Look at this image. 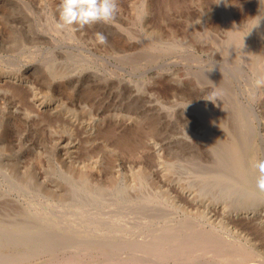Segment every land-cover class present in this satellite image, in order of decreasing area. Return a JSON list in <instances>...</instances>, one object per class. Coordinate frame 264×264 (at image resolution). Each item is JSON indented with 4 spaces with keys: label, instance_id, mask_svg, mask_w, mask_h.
<instances>
[{
    "label": "rangeland",
    "instance_id": "obj_1",
    "mask_svg": "<svg viewBox=\"0 0 264 264\" xmlns=\"http://www.w3.org/2000/svg\"><path fill=\"white\" fill-rule=\"evenodd\" d=\"M59 2L0 0V264H61L63 255L91 264H264V192L254 167L264 158V0H117L113 21L76 32L55 28ZM215 87L229 90L238 114ZM236 152L244 167L233 166ZM203 171L229 181L213 185ZM79 174L84 188L103 189L72 197ZM119 196L144 221L155 217V229L174 220L214 229L225 256L198 249L174 259L165 245L160 258L144 244L155 232H130L127 215L106 220L88 204ZM71 206L95 218L87 230ZM116 225L123 230L113 242L142 245L114 250ZM80 236L97 242L81 246Z\"/></svg>",
    "mask_w": 264,
    "mask_h": 264
},
{
    "label": "bare ground",
    "instance_id": "obj_2",
    "mask_svg": "<svg viewBox=\"0 0 264 264\" xmlns=\"http://www.w3.org/2000/svg\"><path fill=\"white\" fill-rule=\"evenodd\" d=\"M253 2V1H252ZM253 4V3H252ZM251 5V4H250ZM248 6V5H247ZM196 8V7H195ZM215 8H216V6H215ZM239 8V7H238ZM258 8V7H257ZM235 9V11H236V8H234ZM246 9H248V8H246ZM240 10V9H239ZM240 12H242V11H240ZM215 13V12H214ZM244 13H246V12H244ZM207 14V13H206ZM213 14V13H212ZM208 15V14H207ZM231 15V14H230ZM240 15V14H239ZM209 17V16H208ZM240 17V16H239ZM260 17V16H259ZM251 18V17H250ZM258 18V17H257ZM257 20V19H256ZM255 20V21H256ZM234 26V25H233ZM227 27H229V26H227ZM233 28V27H232ZM231 28V29H232ZM236 28V27H235ZM237 29V28H236ZM229 31V30H228ZM232 31V30H231ZM236 32V31H235ZM230 34V33H229ZM150 35V34H149ZM148 35V36H149ZM234 35V34H233ZM151 36V35H150ZM239 37V36H238ZM238 37H237V39H238ZM233 40H234V38H232ZM258 39V38H257ZM256 39V40H257ZM259 40V39H258ZM228 41V40H227ZM223 42V41H222ZM237 42V41H236ZM239 43H240V39H239V41H238ZM239 43L237 44V45H239ZM224 44V43H223ZM234 42H233V46H234ZM235 44V45H236ZM222 45V44H221ZM241 45V44H240ZM239 45V46H240ZM228 46V45H227ZM252 46H254V45H252ZM224 47V46H223ZM226 47V46H225ZM229 47V46H228ZM235 47H237V46H235ZM245 48V47H244ZM236 49V48H235ZM234 49V50H235ZM252 49H254V48H252ZM240 50V49H239ZM228 51H229V49H228ZM231 51V50H230ZM241 51V50H240ZM237 52H239V51H237ZM226 53V52H225ZM235 53H236V51H235ZM245 53V52H244ZM229 54H230V52H229ZM233 54V53H232ZM263 54V53H262ZM227 55H228V53H227ZM242 55V54H241ZM239 58V57H238ZM255 58V57H254ZM243 59H244V57H243ZM248 60V59H247ZM249 60H250V57H249ZM239 62V61H238ZM250 62V61H249ZM250 64V63H249ZM257 64V63H256ZM255 64V65H256ZM259 65V64H258ZM257 67V66H256ZM259 68V67H258ZM260 69V68H259ZM260 75H261V73H260ZM264 75V74H263ZM257 77V76H256ZM258 79H259V76H258ZM219 86V85H218ZM219 89L217 90V87H215V93H216V95H218V97H217V100L218 101H225V102H228V104H229V107H228V109H230V110H234L235 112L237 111L236 109H240L241 110V108H238V107H236L235 105H237L236 104V102L234 101V97L233 96H230V92H229V90L228 89H226L225 87H218ZM263 92V91H262ZM239 105V104H238ZM240 106V105H239ZM243 110V109H242ZM232 113V112H231ZM234 113V112H233ZM236 114H238L237 112H236ZM140 119V118H139ZM230 128V127H229ZM230 130V129H229ZM231 135V134H230ZM250 135H252V133L250 134ZM231 137H232V135H231ZM247 138V137H246ZM251 138H253V135H252V137ZM248 139V138H247ZM250 140V139H249ZM226 141H227V138H226ZM229 141V140H228ZM253 142V141H252ZM254 143V142H253ZM225 145V144H224ZM223 145V146H224ZM228 146V145H227ZM221 148H222V146H221ZM221 150H223V149H221ZM227 152V151H226ZM231 159V158H230ZM234 159H236V160H233V162L235 161V164L233 165V166H235V167H237V165H241V166H243V164H246L245 162L247 161H245V162H243L244 160H241V157L239 156V154L236 152V155H234ZM251 156H249V161H248V163H251ZM191 160V159H190ZM229 161V160H228ZM228 161H227V163H228ZM248 165V164H247ZM179 166V165H178ZM177 166V167H178ZM180 167V166H179ZM244 167V166H243ZM247 168V167H246ZM248 168H249V166H248ZM197 169V168H196ZM239 170H237V172H238V175H240V176H242V184H243V181H244V179H245V174H246V171H245V168L244 169H240V168H238ZM190 170V169H189ZM219 170V169H218ZM170 171V170H169ZM243 171H244V173H243ZM171 172V171H170ZM173 172H174V170H173ZM200 172H202V171H199V173ZM225 172V171H224ZM178 173V172H177ZM196 173V172H195ZM203 173H210V174H212V172H207V171H203ZM175 174V173H174ZM179 174V173H178ZM80 176H78V179H77V181H79V182H76V186L78 187V188H80V189H73L74 191L72 192V197H74V198H76V197H79V199H81V197H84L85 195H89V194H91V193H93V194H95V195H97V193H98V191L100 192L101 191V189H103L102 187H101V185H99V184H96V186H94L93 187V189H87V188H84V185L83 184H81L82 183V181H83V179H85V176L83 175V174H79ZM213 175V176H212ZM211 175V178H212V180H214V184L213 185H217L218 183H222V182H225V181H229V177L230 176H228V174H226V172L225 173H222V172H219V173H216V171H215V173L213 172V174ZM84 176V177H83ZM195 176V175H194ZM93 177V176H92ZM177 177H179V176H177ZM195 177H197V176H195ZM238 177V176H237ZM205 178V177H204ZM92 179V178H91ZM235 179V178H234ZM239 179H240V177H239ZM97 180V179H96ZM96 180L93 178L92 179V182H96ZM197 180V179H196ZM203 181V180H202ZM84 183V182H83ZM136 183V182H135ZM234 183V182H233ZM232 183V181H231V184H233ZM239 183H237V182H235V184H233V185H231V187H233L234 185H238ZM137 185V184H136ZM224 185V184H223ZM226 186H227V184H225ZM225 185H224V187L223 188H225ZM115 186V185H114ZM142 186V185H141ZM219 186V185H218ZM132 187V186H131ZM130 187V188H131ZM227 187H229V185L227 186ZM132 188H134V187H132ZM214 188V187H213ZM219 188V187H218ZM124 189V188H123ZM183 189H185V187H183ZM194 189V188H193ZM195 189H196V187H195ZM194 189V190H195ZM202 189H204V188H202ZM118 190H120V189H118ZM122 190V189H121ZM119 191V193L120 192H122V191ZM135 190V189H134ZM212 190V189H211ZM123 191H125V189L123 190ZM137 191V190H136ZM225 191V190H224ZM252 192L251 191V187L246 191V192ZM117 192V191H116ZM132 192H133V190H132ZM142 192V191H141ZM203 192V191H202ZM207 192V191H206ZM211 192V191H210ZM232 192V191H231ZM231 192H230V194H231ZM243 192V191H242ZM50 194V193H49ZM117 194V193H116ZM206 194V193H205ZM223 194H225V192H223ZM227 195H228V193H227ZM65 196V195H64ZM121 196V195H120ZM120 196L119 197H116V199L114 200V203L113 204H108L107 206H105V205H100L99 204V202L97 201V199L96 198H93V197H91V199L90 200H92V199H95L94 200V202H92V201H90L88 204L91 206H93L94 207V209H99V216H102L103 218H107L108 216H110L111 215V217L110 218H112V217H117V216H122V214L124 215H127L128 217H127V219L125 220H123V221H125L127 224H128V227H129V231L130 232H132L133 230H141V229H149V231L150 232H153V234H154V232H155V235H153L154 237H152L151 235H150V237H152V238H150L149 237V234H148V236L147 237H149L150 239L149 240H146L145 242H144V244H145V246L147 247V248H149V249H152V250H157L158 252H156L159 256H160V258L161 257H163L164 255H166V253H165V250H164V247H165V245H167L168 247H169V249L171 250L170 252V254L172 255V258H174V259H181V260H183V258H185V257H187V255H188V253H193L194 251H197L198 249H211L213 252H214V254L215 253H218L219 255H220V257H223V256H225L224 255V253H223V251H221L222 250V248L224 249L225 247H222L223 246V244L221 243V242H219L218 241V238H217V233H216V231L214 230V229H212V228H209V229H206V225H203V224H197V226H198V228L197 229H195V227H194V229H195V231L196 232H194V230L191 228V226L189 227V226H183L184 224H182L181 222H179L180 220H174V222H172L171 224L169 223L168 225H166V226H162V227H160V228H157V229H155L154 227H152L151 226V223L154 221V218H153V221H152V219L151 220H147V221H144L143 219H145L147 216H146V214H145V212H143L144 214H145V218L144 217H142V216H140L139 215V213H137L138 211H137V208H132V207H130V208H128V205H126L127 203H125V202H127L126 200H123V199H121L120 198ZM128 196V195H127ZM166 196V195H165ZM206 196V195H205ZM204 196V197H205ZM209 196V195H208ZM207 196V197H208ZM212 196H213V194H212ZM225 196V195H224ZM62 197V196H61ZM109 197V196H108ZM167 197H168V195H167ZM204 197H202L203 199H204ZM215 197V196H214ZM85 198V197H84ZM97 198H98V196H97ZM132 198V197H131ZM152 198V197H151ZM165 198V197H164ZM209 198V197H208ZM57 199V198H56ZM61 199V198H60ZM107 199V198H106ZM109 199V198H108ZM129 199V198H128ZM133 199H134V197H133ZM147 199V198H146ZM218 199H220V198H218ZM222 199H223V197H222ZM225 199V198H224ZM221 200V199H220ZM63 201H65V200H63ZM131 201V200H130ZM168 201V200H167ZM222 201V200H221ZM107 202V201H106ZM108 202H111V200L110 201H108ZM135 202V201H134ZM169 202V201H168ZM222 202H224V201H222ZM226 202V201H225ZM72 203V202H71ZM71 203H69V204H71ZM133 203V202H132ZM158 203V202H157ZM172 203V202H171ZM175 203V202H174ZM205 203H206V201H205ZM69 204L67 203V205H66V207H68L69 206ZM143 204V203H142ZM152 204V203H151ZM168 205H170L169 203H167ZM172 205V204H171ZM175 205V204H174ZM114 206V210H112V207ZM145 206V205H144ZM178 206V205H177ZM71 207H73V208H76V209H73L75 212H77V214H71V212H66V213H64V214H71V215H77L78 217H77V219H79V218H81V219H83V221H79V222H82V223H84L83 224V226H84V228H86V230L88 229V225L87 224H89V223H91V220H93V219H95V218H93L92 216H91V214H89V212L88 211H85L84 209L82 210V208H81V206H71ZM70 207V208H71ZM146 207H147V205H146ZM166 207V206H165ZM168 207V206H167ZM178 207H180V206H178ZM56 208V207H55ZM62 208V209H61ZM61 208H59V209H61V210H64V208H65V206L63 205ZM147 208H149V207H147ZM177 208V207H176ZM222 208H226V207H222ZM15 209V208H14ZM23 209V208H22ZM68 210H70L69 209V207L67 208ZM165 210H167L166 208H164ZM164 209H161V210H164ZM178 209V208H177ZM11 210H13V209H11ZM10 210V211H11ZM39 210V209H38ZM185 210V209H184ZM183 210V211H184ZM29 211V210H28ZM55 211V210H54ZM60 211V210H59ZM137 211V212H136ZM144 211V210H143ZM13 212V211H12ZM11 212V213H12ZM38 212V211H37ZM62 212V211H61ZM73 212V211H72ZM147 212V211H146ZM17 213V212H16ZM50 213H52V212H50V211H47L46 212V214H50ZM141 214H142V212H140ZM149 213H150V211H149ZM158 213V212H157ZM169 213V212H168ZM156 214V213H155ZM58 215V214H57ZM124 215V216H125ZM150 215V214H149ZM160 215H163L162 213L160 214ZM229 215V214H228ZM3 216H5V215H3ZM9 216L11 217L12 215H10L9 214ZM166 216V215H165ZM204 217H205V215H203ZM76 217V216H75ZM131 217V218H130ZM198 217V216H197ZM63 218V217H62ZM109 218V219H110ZM160 218V217H159ZM161 218H162V216H161ZM182 218H184V217H182ZM195 218V217H194ZM61 219V218H60ZM121 219V218H120ZM132 219H134V220H143L144 221V223L141 225L140 223H137L136 221H132ZM48 220H50V219H48ZM90 220V221H89ZM97 220H99V219H96V221H94V223L96 222L97 223ZM107 220V219H106ZM111 220V219H110ZM130 220H131V222H130ZM163 220V219H162ZM222 220V219H221ZM224 220V219H223ZM222 220V221H223ZM226 220V219H225ZM50 221H52V220H50ZM61 221V220H60ZM117 221V220H116ZM142 221V222H143ZM156 221V220H155ZM165 221V220H164ZM185 221V220H184ZM195 221H198V220H195ZM3 222V221H2ZM169 222H171V221H169ZM81 223V224H82ZM93 223V222H92ZM106 223H108L107 221H105V223H104V225H107ZM116 223V222H115ZM121 223V222H120ZM162 223V222H161ZM184 223V222H183ZM188 223H189V221H188ZM208 223L209 224H212V226H215L216 224H218V222L216 223V220H215V217H213V215H212V217H211V215H210V218H209V221H208ZM226 223L228 224V222H227V220H226ZM102 223H100V221L98 222V225H99V227H101L102 228V225H101ZM109 224V223H108ZM117 224V223H116ZM124 224V223H123ZM157 224H158V222H157ZM160 224V223H159ZM226 224V225H227ZM258 224V223H257ZM12 225V224H11ZM16 225V224H15ZM110 226H111V224H109ZM152 225H153V223H152ZM189 225V224H188ZM225 225V224H224ZM59 226V225H58ZM93 226H94V224H93ZM109 226V227H110ZM123 226H126V225H123ZM219 226V225H218ZM221 226H222V224H221ZM228 226V225H227ZM259 227V226H258ZM15 228V227H14ZM17 228H19V227H17ZM21 228V227H20ZM119 228H120V230H123V228L121 227V226H117L116 225V227L114 228V230H115V234H114V236H112V238H111V240H110V243H111V247L114 249V250H133V249H136L137 247H138V245L139 244H141L142 245V241L141 242H139V241H137V240H134V241H132V240H130V239H125V240H123L122 242H118V243H115V241L113 242V238H115L116 239V233L117 234H122V232H120L119 231ZM214 228V227H213ZM224 228V227H223ZM26 229V228H25ZM72 229V228H71ZM105 229V228H104ZM61 230V229H60ZM74 230V229H73ZM97 230V229H96ZM102 230V229H101ZM33 231V230H32ZM47 231V230H46ZM103 231V230H102ZM73 232V231H72ZM93 232V231H92ZM106 232V231H105ZM109 232V231H108ZM11 233V232H10ZM81 233V232H80ZM193 233H197L198 235H195V237H192L191 235H193ZM55 234V233H54ZM88 234V233H87ZM14 235V234H13ZM19 235V234H18ZM58 235V234H57ZM125 235V234H124ZM11 236V235H10ZM55 236V235H54ZM104 237V236H106V234L104 233V234H100L99 236H97V241H102L103 239L101 238V237ZM125 236H127L128 237V235H125ZM219 236V235H218ZM91 237V236H90ZM94 237V236H93ZM119 237V236H118ZM124 236H122V238H123ZM136 237V236H135ZM31 238V237H30ZM107 238V240H106V242L108 241V239H109V237L107 236L106 237ZM105 238V239H106ZM125 238V237H124ZM130 238V237H129ZM137 238V237H136ZM145 238V237H144ZM61 239H62V237H61ZM78 239H80V243H75L77 246L80 244L81 246H85V247H92V245L94 244V243H96L97 241H95L94 242V238L93 239H89V238H87V237H83V236H80ZM139 239V238H138ZM8 240V239H7ZM50 240H51V238H50ZM49 240V243L51 242ZM53 241V240H52ZM59 241V240H58ZM144 241V240H143ZM34 242V241H33ZM48 243V244H49ZM101 243V242H100ZM108 243V242H107ZM125 243V244H124ZM6 244V243H5ZM9 244V243H8ZM13 244H14V242H13ZM35 244V243H34ZM53 244V243H52ZM58 244V243H57ZM43 246V245H42ZM60 247H61V244L59 245ZM72 246V245H71ZM99 246V245H98ZM135 246H137L136 248H135ZM31 247V246H30ZM64 247H65V245L64 244H62V248L64 249ZM100 247V246H99ZM29 248V247H28ZM35 248V247H34ZM40 248H41V245H40ZM39 247L37 248V249H40ZM43 248V247H42ZM74 248V247H73ZM103 248V247H102ZM101 248V249H102ZM105 248V247H104ZM167 248V247H166ZM238 248H240V247H238ZM30 249V248H29ZM44 249V248H43ZM50 249H52V247L50 248ZM99 249V248H98ZM141 249V248H140ZM144 249V248H143ZM236 249V248H235ZM34 250H36V248L34 249ZM34 250L32 249V251H31V253H33L34 252ZM95 250V249H94ZM148 250V249H147ZM155 250V251H156ZM239 250V249H238ZM244 250V249H243ZM7 251V250H6ZM38 251V250H37ZM36 251V252H37ZM49 251V250H48ZM101 251V250H100ZM129 251V252H130ZM149 251V250H148ZM164 251V252H163ZM199 251V250H198ZM226 251H227V249H226ZM233 251V250H232ZM18 252H20V251H18ZM40 252H41V250H40ZM50 252V251H49ZM169 252V251H168ZM205 252H207V251H205ZM1 253V252H0ZM43 253V252H42ZM47 252H44V254H46ZM53 253V252H52ZM196 253H198V252H196ZM236 253V252H235ZM239 253V252H238ZM241 253H243V252H241ZM245 253H247V251H245ZM20 254V253H19ZM21 254H22V252H21ZM21 254H20V256H21ZM39 254H41V253H39ZM43 254V255H44ZM60 254V253H59ZM86 254V253H85ZM100 254V253H99ZM103 254H105V252L103 253ZM107 254V253H106ZM111 254V253H110ZM154 254V253H153ZM152 253H151V255H153ZM195 254V253H194ZM204 254V253H203ZM206 254V253H205ZM217 254V255H218ZM221 254H222V256H221ZM226 254V253H225ZM229 254V253H228ZM232 254V253H231ZM3 254H1L0 256H2ZM6 255V254H5ZM4 255V256H5ZM23 255H24V253H23ZM22 255V256H23ZM35 255H37L36 253H35ZM49 255V254H48ZM54 255H55V253H54ZM96 255H98V254H96ZM108 255V254H107ZM244 255V254H243ZM19 256V255H18ZM29 256V255H28ZM27 256V257H28ZM45 256V255H44ZM100 256V255H99ZM109 256V255H108ZM113 256V255H112ZM147 256V255H146ZM6 257V256H5ZM4 257V258H5ZM12 257H15V255L13 256L12 255ZM43 257V256H42ZM102 257V256H101ZM110 257V256H109ZM156 257V256H155ZM170 257V256H169ZM201 257V256H200ZM239 257H240V255H239ZM241 257H243V256H241ZM26 258V257H25ZM34 258V257H33ZM41 258V257H40ZM39 258V259H40ZM59 258V257H58ZM81 258V257H80ZM80 258H75V257H69V255H67V256H64L63 255V258H61L63 261H59L58 260V263L59 262H62L61 264H91L90 263V261H86V262H84L82 259H80ZM83 258V257H82ZM91 258V257H90ZM106 258V257H105ZM160 258H158L159 260H160ZM165 258V257H164ZM171 258V259H172ZM243 258H245V257H243ZM18 259H20V258H18ZM35 259V258H34ZM55 259V258H54ZM99 259V258H98ZM204 259V258H203ZM1 260V259H0ZM109 260V259H108ZM115 260V259H114ZM118 260V259H117ZM116 260V261H117ZM202 260V259H201ZM32 261V260H31ZM57 261V260H56ZM110 261V260H109ZM112 261V260H111ZM187 261H190V260H188L187 259ZM199 261V260H198ZM208 261V260H207ZM55 262V261H54ZM155 262V261H154ZM160 262H162V261H160ZM180 261H178V263H179ZM184 263V261H181V263ZM200 262V261H199ZM203 262H204V260H203ZM57 263V262H56ZM99 263V262H98ZM102 263V262H101ZM105 263V262H104ZM175 263V262H174ZM173 263V264H174ZM201 263V262H200ZM161 264H163V263H161ZM187 264V263H186ZM190 264V263H189ZM203 264V263H202Z\"/></svg>",
    "mask_w": 264,
    "mask_h": 264
},
{
    "label": "clouds",
    "instance_id": "obj_3",
    "mask_svg": "<svg viewBox=\"0 0 264 264\" xmlns=\"http://www.w3.org/2000/svg\"><path fill=\"white\" fill-rule=\"evenodd\" d=\"M117 8V0H60L55 28L76 32L97 23L106 24L115 19ZM261 19L256 20L253 28L259 26ZM254 167L257 169L256 188L264 192V158L258 159Z\"/></svg>",
    "mask_w": 264,
    "mask_h": 264
}]
</instances>
